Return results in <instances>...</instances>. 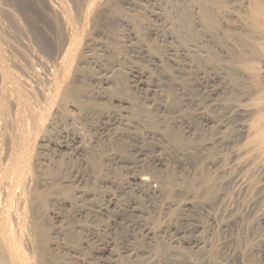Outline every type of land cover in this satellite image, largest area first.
<instances>
[{"label": "rangeland", "instance_id": "374dc122", "mask_svg": "<svg viewBox=\"0 0 264 264\" xmlns=\"http://www.w3.org/2000/svg\"><path fill=\"white\" fill-rule=\"evenodd\" d=\"M56 1L75 32L74 58L64 76L68 95L51 104L36 92L57 70L68 35L61 17L46 0H0L5 62L37 89L32 101L40 100L42 113L25 159L14 163L5 158L15 108L0 104L10 113H0V182L15 177L12 188L19 180L7 204L24 217L23 228H14L31 262L264 264V167L242 149L264 67L235 56L252 0H205L218 29L200 24L191 0H102L88 14L86 0ZM205 83L219 89L215 100L204 99ZM239 108L243 132L236 136L231 121ZM23 188L27 203L20 204ZM5 259L0 248V264Z\"/></svg>", "mask_w": 264, "mask_h": 264}, {"label": "bare ground", "instance_id": "6f19581e", "mask_svg": "<svg viewBox=\"0 0 264 264\" xmlns=\"http://www.w3.org/2000/svg\"><path fill=\"white\" fill-rule=\"evenodd\" d=\"M86 1H87V3H84L83 2V4H85V7H86L85 8L86 9L85 10L86 12L85 11L84 12H85V14H88L87 12L92 11V9L95 7V5L101 4V1L102 0H86ZM191 3H193L196 6L197 10H198V17H199L200 24L204 25V27L206 26L207 28L209 27L211 29H218L217 27H218L219 23L216 20L217 17L216 18L214 17L213 12H212V9L209 8L210 5L207 4L205 0H191ZM46 5H47V8H48L47 10H50L55 15L59 16V19L61 17L60 20L62 22V29H63V31L65 33H68V35H65V36H67V39H66V41L64 40L65 41L64 42L65 45L63 46V50L60 53V57L58 59L56 58L57 60H59L57 62V68H56L57 70L56 71H55V69H54V71L51 70L52 72L51 71L50 72L47 71V73L48 72L49 73L46 74L47 75V79L46 78L45 79L48 80V85L47 86L45 85L44 87L39 86L41 88H38L39 90L36 92L37 94L40 95L42 101H44V102L51 101L52 102L53 100H55V98L57 99V97H60V96L63 97V96H67L68 95L67 89L64 91V88L67 86L66 85V79H64V76H65L66 72L73 65L72 60H73L74 57H72V55H71V49H72L71 47H73V44H72L73 41L71 40L72 39L71 37L74 34L71 33L73 31V29H71V27H70L71 25L69 24L68 20L66 19V13H65L63 7L60 6L59 1H56V0H46ZM187 15L184 16V21H183L185 27H188V25L190 23V21H189L190 18H188L189 15L188 16ZM86 17H87V15H86ZM36 18H38V17H36ZM15 19H17V18H15ZM21 20H23V19H21ZM244 20H245L246 25H247V26L246 25L245 26L248 28V30L246 31V33H244L245 35H243V37L241 35L242 39L241 40L239 39L241 41L242 47H243L241 49L242 52H240V53L238 52V54L235 55V56H236V58H237V60L239 62L247 63V64H256L257 63V64H259V65H261V66L264 67V0H252L250 2L249 9L247 10V13H246V15L244 17ZM30 22H33V21H30ZM37 25H38V23H37ZM38 33H39V31H38ZM70 34L72 35L71 37H70ZM39 36H41V35H39ZM189 37L187 35L186 38H188V39H185V40L190 41V38ZM37 41H38V44H40L41 46L44 45V43H42L39 38L37 39ZM43 48H44V46L42 47V49ZM1 49L2 48H0V85H1L0 104H3L4 105L3 108L4 107L7 108V105L6 104H8V103L12 104V106H14V108H15V112H14V110H13V112L16 114V116L14 115V113H13V115H14V117H17V121H18V122L16 121V123L18 124L17 125V131L14 130L15 126L13 128V130L16 133L14 132L15 135L13 134L14 135V138L12 139V144L10 142V144H11V147L10 148L11 149L8 148L9 145L7 146V148L10 150L9 151L10 152V155L9 156H6L5 160L7 159V157H10V158H12V161L14 163L15 162L16 163H19L20 160L22 162L25 159L23 156H25V154L27 153L26 149L30 147V146L28 147V144H30L29 143V136L31 135V134L29 135L30 127L33 126L32 124H35L34 123V120L36 119L35 117L36 116L37 117H39V116L41 117L42 113L39 110L40 109V102L36 103V100H37L36 98L37 97L35 98V100L33 98V101H35V102L32 101V95H35L36 94V93L35 94H33V93L37 89L32 88L30 81H29L30 84L27 82L29 79L26 80L27 77L25 79H24V77L23 78L18 77L9 68V66H7V64L5 62V61H7V60H5L7 57L5 58L3 56L2 50H4V49H2V50ZM4 52H5V50H4ZM8 59H10V58H8ZM9 62H11V61H9ZM73 62H75V61H73ZM31 64H29V65H31ZM40 64H41V61L39 62V65ZM50 66H47V67H50ZM41 67H42L41 70H43L44 69L43 67H45L44 64H43V66L41 65ZM41 67H39V68H41ZM55 67H56V65L54 67L52 66V68H55ZM24 68H25V66H24ZM24 68L22 67V69H24ZM31 69H32V71H31ZM31 69H29L30 70L29 73L31 74V77L33 76L35 79L36 78L38 79L39 73H41V72L38 73V70H36L37 67H36V69L35 68L34 69L31 68ZM29 70L27 69L26 71L28 72ZM48 70H49V68H48ZM18 75H19V73H18ZM20 75H23V74L21 73ZM24 75H26V74H24ZM28 75L29 74L27 73L26 76H28ZM39 80H41V79H38L37 81H39ZM41 85H42V83H41ZM200 88H201V91H202V94H203L204 99H206L208 101L215 100L216 99V96L219 93V89L215 85H213V84L209 85L208 83H205V84H202ZM263 90H264V88H263ZM252 95L253 96H250V97H252L251 98L252 108L250 106V109L247 112L248 115H250L249 116L250 117L249 118L250 119V122L248 124H245V126L247 127V129L246 130H245V128L243 129V126H242L243 124L240 122V118H238V117H240L242 115L240 108L235 110L234 118L231 121V126H232L233 132H235V135L238 134V133H240V132H243V130L245 132L246 131L249 132V136L247 135L248 138L246 140H244V141H246L243 144L244 147H242V149H244L245 158L249 156L250 158L252 157V159H255L256 158V161L259 159L260 162H258V163H261V166L264 167V92L259 88ZM36 96H38V95H36ZM50 103H48V104H50ZM51 104H53V102ZM249 104H251V103H249ZM8 107L11 108V106H8ZM4 110L3 109L0 110L1 116L3 114L2 111H4ZM10 111H11V109H10ZM8 113L5 112V115H7ZM7 116L4 117V118H7ZM198 118L201 119V120L207 121V119L203 116L202 112H199L198 113ZM13 122H11V124ZM35 122H37V121H35ZM219 125H221L220 127L225 126L222 123H219ZM5 127H6V125H5ZM32 129L35 130L34 128H32ZM9 137H10V134H9ZM244 138H246V137H244ZM63 146L65 147V144H62L61 142L57 144V147L58 148H61ZM24 151H26L25 154L23 153ZM235 152H238V151L236 150ZM1 154H3V153H1ZM22 154H24V155L22 156ZM5 155H7V154H5ZM238 157H239V155H238ZM242 159H244V157ZM248 160H250V159H248ZM1 161H3V160H1ZM237 161H238V159H237ZM246 161H247V159H246ZM7 162L12 163L11 160L10 161H7ZM6 166L9 167L8 164H6ZM12 166H14V165H12ZM17 167H18V165H17ZM12 170H13V167H12ZM19 171L21 172L20 168H19ZM19 171L16 168V171L14 170L13 172L15 174H17ZM1 174L3 176V171H2ZM9 174L10 173H8V175ZM21 175L22 174L20 173L19 176H21ZM0 179L2 180L3 178H0ZM4 179H5V176H4ZM8 179H10V178H8ZM25 179H27V177ZM14 180L16 181L15 177H14ZM17 180H18V178H17ZM13 181H11V180H4L3 182H0V248L2 250L3 255L6 258L5 260H7L6 261L7 264H33L31 262V258L28 256V254H26V252H25L26 250H23L24 249L22 247L23 243H21V237H22L21 236V231L16 232V230H15V228L17 227L16 225H19L20 223H22L21 221H22V219L24 217L21 218L20 217L21 214H19V212L18 213L16 212L17 214H19V216L17 214H13L15 212H13L12 214H10L12 211L10 209L11 212H9V207H8V204H7L9 202V200L7 202V198L10 197L11 195H13L14 192H15V191L13 192L14 189H12L16 185L15 182H14L15 185L13 183V187L10 188V186H12L11 183ZM20 182H21V180H20ZM25 182H27V181H25ZM17 183L19 184V180H18ZM18 184L15 186L16 188H18L17 187ZM22 184H24V183H22ZM21 186L24 187L23 185H21ZM26 188H27V186H26ZM10 189H12V191ZM25 190H27V189H25ZM25 190H24V188H23V190H21V191H23V193L19 189H18V192L20 191L21 193H18L16 191L18 193V195L16 196L17 197L16 199L18 200V202H20V204H23L24 201H26L25 203H27V200H24L25 196H27V195L24 194V191ZM15 195H16V193H15ZM22 195H23L24 198L22 197ZM11 198H12V196H11ZM14 198H15V196H14ZM17 204L20 205L19 203H17ZM20 206H22V205H20ZM20 226H21V224H20ZM26 244H27V248L30 249V252H33L34 245H32V243H31V241L29 239H28V243H26Z\"/></svg>", "mask_w": 264, "mask_h": 264}]
</instances>
